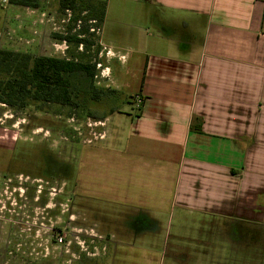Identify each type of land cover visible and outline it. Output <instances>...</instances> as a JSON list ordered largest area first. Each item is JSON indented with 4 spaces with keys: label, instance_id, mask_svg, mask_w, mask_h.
<instances>
[{
    "label": "crops",
    "instance_id": "0c3cea01",
    "mask_svg": "<svg viewBox=\"0 0 264 264\" xmlns=\"http://www.w3.org/2000/svg\"><path fill=\"white\" fill-rule=\"evenodd\" d=\"M104 1L98 44L139 83L132 110L111 108L82 142L76 196L125 217L115 261L206 264L169 222L159 249L152 239L163 214L264 226V0Z\"/></svg>",
    "mask_w": 264,
    "mask_h": 264
},
{
    "label": "rangeland",
    "instance_id": "374dc122",
    "mask_svg": "<svg viewBox=\"0 0 264 264\" xmlns=\"http://www.w3.org/2000/svg\"><path fill=\"white\" fill-rule=\"evenodd\" d=\"M35 2L36 6L10 0L0 3V49L63 58L83 53L84 59L95 63V76L77 72L72 77L79 86L77 108L51 104L39 110L34 101L26 108H12L0 102V264H121L115 261L113 248L126 237L118 233L127 224L125 217L113 213L107 204L79 201L75 161L82 142L101 136L94 122L102 121L116 106L132 110V103L126 100L135 93L139 79L124 75L117 58L97 50L99 34L91 30L97 27L93 18L77 21L72 32L88 26L80 36L89 43L76 47L55 37L66 34L71 12H61L58 0ZM110 44L105 40V45ZM120 46L128 49L123 43ZM117 80L128 86L116 90ZM106 123L109 128L114 122L109 118ZM177 216L161 215L165 228L152 239L158 244L153 249H159L164 237L168 238L169 222L168 234H181L179 243L197 250V261L205 260L206 251V264H264V226L242 231L234 229L232 219L226 229L221 218L214 217L212 223L209 218L205 223L197 213ZM205 240L211 243L207 247ZM143 260L128 259L123 264H158Z\"/></svg>",
    "mask_w": 264,
    "mask_h": 264
},
{
    "label": "trees",
    "instance_id": "16d2710c",
    "mask_svg": "<svg viewBox=\"0 0 264 264\" xmlns=\"http://www.w3.org/2000/svg\"><path fill=\"white\" fill-rule=\"evenodd\" d=\"M19 5L36 6L35 0H10ZM59 10L71 11V23L67 25L66 34H55V37L75 44H88L80 35L89 30L80 27L79 32H72L77 21L93 18L100 27L106 15L104 0H58ZM83 12L87 14L83 15ZM98 40V38H97ZM94 44V42H93ZM97 50L101 49L99 44ZM84 54L70 57L33 55L29 52L0 49V102L12 108H26L31 101L37 103L39 110L44 105L59 104L69 107H80L77 101L79 86L72 77L77 72H85L89 78L95 76V63L84 59ZM98 100L99 96L94 95ZM89 115H91L89 113Z\"/></svg>",
    "mask_w": 264,
    "mask_h": 264
},
{
    "label": "built area",
    "instance_id": "2783aa9c",
    "mask_svg": "<svg viewBox=\"0 0 264 264\" xmlns=\"http://www.w3.org/2000/svg\"><path fill=\"white\" fill-rule=\"evenodd\" d=\"M8 2H9V0H0V3H8ZM67 11H70V10H67ZM91 30L95 31L97 34H99L101 31L100 27L91 28ZM136 101H137V105L139 106L143 102V99L140 96H137ZM99 123L100 122H96V124H95V122H94V125L97 126V124H99Z\"/></svg>",
    "mask_w": 264,
    "mask_h": 264
},
{
    "label": "flooded vegetation",
    "instance_id": "af4514ba",
    "mask_svg": "<svg viewBox=\"0 0 264 264\" xmlns=\"http://www.w3.org/2000/svg\"><path fill=\"white\" fill-rule=\"evenodd\" d=\"M2 148V146H1ZM2 160V156H1V153H0V161ZM3 164L0 162V167L2 166Z\"/></svg>",
    "mask_w": 264,
    "mask_h": 264
}]
</instances>
